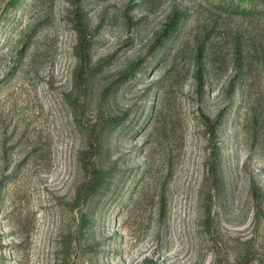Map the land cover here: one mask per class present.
<instances>
[{
  "label": "rangeland",
  "instance_id": "obj_1",
  "mask_svg": "<svg viewBox=\"0 0 264 264\" xmlns=\"http://www.w3.org/2000/svg\"><path fill=\"white\" fill-rule=\"evenodd\" d=\"M0 264H264V0H0Z\"/></svg>",
  "mask_w": 264,
  "mask_h": 264
}]
</instances>
